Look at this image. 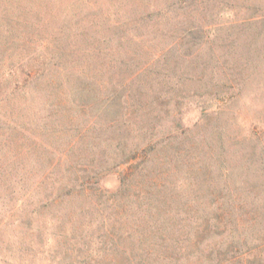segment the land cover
Returning a JSON list of instances; mask_svg holds the SVG:
<instances>
[{"label": "rangeland", "instance_id": "obj_1", "mask_svg": "<svg viewBox=\"0 0 264 264\" xmlns=\"http://www.w3.org/2000/svg\"><path fill=\"white\" fill-rule=\"evenodd\" d=\"M0 264H264V0H0Z\"/></svg>", "mask_w": 264, "mask_h": 264}, {"label": "trees", "instance_id": "obj_2", "mask_svg": "<svg viewBox=\"0 0 264 264\" xmlns=\"http://www.w3.org/2000/svg\"><path fill=\"white\" fill-rule=\"evenodd\" d=\"M257 263H259L261 260L259 258L256 257V260H255Z\"/></svg>", "mask_w": 264, "mask_h": 264}]
</instances>
